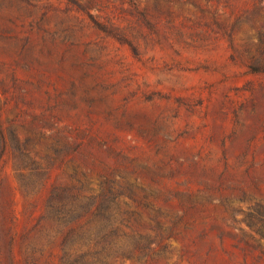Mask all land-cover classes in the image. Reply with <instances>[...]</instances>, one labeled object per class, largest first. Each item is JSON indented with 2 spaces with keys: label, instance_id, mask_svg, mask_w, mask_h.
<instances>
[{
  "label": "rangeland",
  "instance_id": "rangeland-1",
  "mask_svg": "<svg viewBox=\"0 0 264 264\" xmlns=\"http://www.w3.org/2000/svg\"><path fill=\"white\" fill-rule=\"evenodd\" d=\"M0 134L17 264H264V0H0Z\"/></svg>",
  "mask_w": 264,
  "mask_h": 264
},
{
  "label": "trees",
  "instance_id": "trees-1",
  "mask_svg": "<svg viewBox=\"0 0 264 264\" xmlns=\"http://www.w3.org/2000/svg\"><path fill=\"white\" fill-rule=\"evenodd\" d=\"M0 141L2 142V148L0 149V162L3 156L4 148L6 146V140L3 134H0ZM78 185L72 187L70 190H54L50 192L47 200V209L50 213L46 214L48 219L63 220L64 226L58 227L55 230L54 238L61 237V251H63L64 256H68L72 253H76L77 249L80 248L78 244V226L76 225L77 219H71L70 214L72 213L73 206L79 200L84 197V191H90L89 183L77 181ZM45 182L40 184V188L44 187ZM76 190V193H73ZM75 224V225H74ZM15 232L13 231V223L11 221L5 225H0V256L5 254V257L0 258V264H17L13 254V246L15 242ZM6 241V246H3L4 240ZM40 255L38 257L31 256L29 259L24 260V264H43V257L41 253L43 249L36 250ZM61 256L60 259L64 258ZM75 263V262H74Z\"/></svg>",
  "mask_w": 264,
  "mask_h": 264
}]
</instances>
